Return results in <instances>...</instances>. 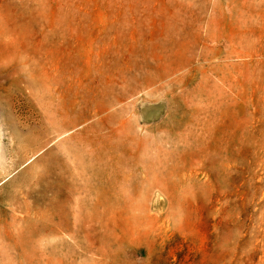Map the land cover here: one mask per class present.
Returning <instances> with one entry per match:
<instances>
[{"label":"rangeland","instance_id":"rangeland-1","mask_svg":"<svg viewBox=\"0 0 264 264\" xmlns=\"http://www.w3.org/2000/svg\"><path fill=\"white\" fill-rule=\"evenodd\" d=\"M0 264H264V0H0Z\"/></svg>","mask_w":264,"mask_h":264}]
</instances>
